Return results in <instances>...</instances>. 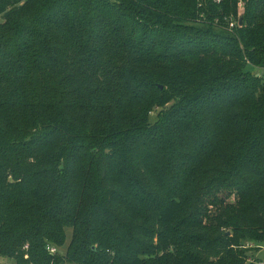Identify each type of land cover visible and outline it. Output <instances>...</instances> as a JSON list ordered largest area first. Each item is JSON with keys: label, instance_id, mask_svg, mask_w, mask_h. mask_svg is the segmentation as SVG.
<instances>
[{"label": "trees", "instance_id": "trees-1", "mask_svg": "<svg viewBox=\"0 0 264 264\" xmlns=\"http://www.w3.org/2000/svg\"><path fill=\"white\" fill-rule=\"evenodd\" d=\"M243 1L196 25L185 0H0V264H257L264 0Z\"/></svg>", "mask_w": 264, "mask_h": 264}, {"label": "rangeland", "instance_id": "rangeland-1", "mask_svg": "<svg viewBox=\"0 0 264 264\" xmlns=\"http://www.w3.org/2000/svg\"><path fill=\"white\" fill-rule=\"evenodd\" d=\"M239 1L241 2L240 3V8H239L240 9L239 12L241 13L242 10H243L242 8L244 6V1L243 0H239ZM185 2H195L196 3L195 8H194V13L189 18V24H194L195 23L197 25V23L198 22H201V21H203L204 24H205V22L208 21V20H206V16H205L204 12H201L202 11L201 10L202 7H201L200 4H198L199 0H185ZM187 10L190 11L189 9H187ZM2 21H3V19L0 18V22H2ZM213 30H217V29H213ZM141 72H142V70H140V72H138V73H141ZM175 74H176V72L174 73V75H168L171 83H170V85H168V84L164 85V88H173V89L177 90V87H179V86H181L183 84V82H180L181 79L178 78L180 76H177ZM61 77H62V75H60V74L59 75H54V76L53 75H50L49 79L46 80L47 81L46 84L49 87H51L55 83H57V82H54V81L55 80H59ZM173 78H174V80H173ZM70 88H71L70 86L65 87L66 90H69ZM177 91H180V90H177ZM149 93H150V96L151 97H154L156 91H154L153 89H151V90H149ZM171 105H172V101L169 102V103H167L163 107L154 106L148 112L147 122L149 124H152L155 121H157L158 116L160 115V113H162L163 111H166L167 109H169L171 107ZM180 135L182 137V134H180ZM219 164L223 166L224 160L222 162H219ZM213 175H215V171L211 168V169H209L206 172V174H205V177L206 178H205L204 181L208 180ZM227 200H228V202L233 203L234 198H233V196H231V197L227 198ZM212 214H214V212H212ZM142 217H140V218H137L136 217L135 221L140 223ZM126 219H128V218H126ZM224 220H225V215L222 214L221 219H220V224L221 225L222 224H225L224 223L225 222ZM246 220L247 221H250L252 224H254L252 218L246 216ZM263 224H264V217H263ZM221 225L217 229V233L216 234L224 233L226 235H229L231 228L230 227H227V226H221ZM146 227L149 228V232L157 231V230L160 229V227L156 223V217L154 215H151L150 216V219L147 222ZM71 236H72V228H70V227L65 228L64 229V242H63V244H61V245H55L56 246V250H57L56 252H57V254H59V256L60 255L61 256H66V254H67L66 252H67V249H68V245H69ZM141 238L143 240H145V242H148V243H154V242H156V237L154 235H152V234H150L149 236L148 235L147 236L142 235ZM244 246L245 247H248V248H251V249H249V251L247 253L248 254L247 255V261H250V262H253V263H257V264H263L264 263V242H259V243H256L254 245H251L250 242H245V245ZM13 261L14 260H12V258H9V257L0 255V262H13ZM63 264H72V263L64 262Z\"/></svg>", "mask_w": 264, "mask_h": 264}, {"label": "built area", "instance_id": "built-area-1", "mask_svg": "<svg viewBox=\"0 0 264 264\" xmlns=\"http://www.w3.org/2000/svg\"><path fill=\"white\" fill-rule=\"evenodd\" d=\"M233 26H234V23L233 22L229 23V27H233ZM47 248H48V250H49L50 253H55L57 251L56 248L53 247V246H49Z\"/></svg>", "mask_w": 264, "mask_h": 264}, {"label": "water", "instance_id": "water-1", "mask_svg": "<svg viewBox=\"0 0 264 264\" xmlns=\"http://www.w3.org/2000/svg\"><path fill=\"white\" fill-rule=\"evenodd\" d=\"M240 22H241V18H240V20H239ZM161 87V86H160Z\"/></svg>", "mask_w": 264, "mask_h": 264}]
</instances>
